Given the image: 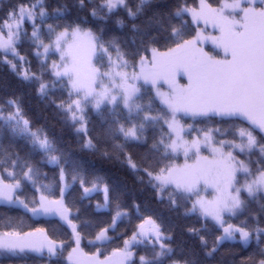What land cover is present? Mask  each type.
Instances as JSON below:
<instances>
[{
	"label": "snow or ice",
	"instance_id": "1",
	"mask_svg": "<svg viewBox=\"0 0 264 264\" xmlns=\"http://www.w3.org/2000/svg\"><path fill=\"white\" fill-rule=\"evenodd\" d=\"M0 66V264H264V0H9Z\"/></svg>",
	"mask_w": 264,
	"mask_h": 264
},
{
	"label": "trees",
	"instance_id": "2",
	"mask_svg": "<svg viewBox=\"0 0 264 264\" xmlns=\"http://www.w3.org/2000/svg\"><path fill=\"white\" fill-rule=\"evenodd\" d=\"M8 3H9V0H0V8L6 6ZM14 87H16L14 77L5 67L0 66V89L8 90ZM28 104H29V107L32 108L36 112L37 118H39L40 116L39 102L33 99V100H29ZM7 215H16V213L9 212L7 213ZM6 222H7L6 210L0 207V230L3 229V226ZM25 225L26 226L30 225L33 227L45 226L43 223L39 222L38 220H29L27 218H25ZM236 251H239V249H237ZM220 259L222 261H227L228 264H231L232 256L229 255L227 252H225L224 254L221 255Z\"/></svg>",
	"mask_w": 264,
	"mask_h": 264
},
{
	"label": "rangeland",
	"instance_id": "3",
	"mask_svg": "<svg viewBox=\"0 0 264 264\" xmlns=\"http://www.w3.org/2000/svg\"><path fill=\"white\" fill-rule=\"evenodd\" d=\"M181 162H182V158H181Z\"/></svg>",
	"mask_w": 264,
	"mask_h": 264
}]
</instances>
